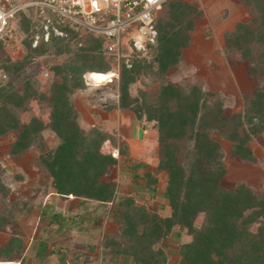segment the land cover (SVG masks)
<instances>
[{
  "label": "trees",
  "instance_id": "16d2710c",
  "mask_svg": "<svg viewBox=\"0 0 264 264\" xmlns=\"http://www.w3.org/2000/svg\"><path fill=\"white\" fill-rule=\"evenodd\" d=\"M238 1L247 8L250 18L236 22L232 30L224 33L223 51L230 60L233 54L240 57L253 86L243 109L230 114L225 113L222 94L205 90L201 81L181 85L167 78L182 62V51L191 43L195 19L202 15L195 4L167 0L155 12L156 37L154 43L147 44V52H152L150 59L143 58L134 47L122 45L123 55L117 61L114 54L103 51L101 37L51 12L40 14L35 8L16 12L6 26L5 33L11 23L19 26L25 52L16 60L0 58L3 70L18 72L34 57L47 52L63 56V60L50 67L59 80L51 82L48 93L28 82L25 95L17 97L0 86V100L6 106H1L0 134L16 132L10 148L14 155L34 141L44 150L41 131L45 127L58 136V144L41 157V162L58 195L110 203L107 214L118 229L104 234L101 246L108 251L106 260L111 263L126 256L133 264H168L166 251L156 244L178 230L189 239L178 246L177 264H264V190L244 181L226 185L224 151L212 136L216 131L230 142L228 150L233 159L264 165V156L259 160L251 147L254 137H264V0ZM46 24L49 35L44 40ZM54 28L63 34H55ZM114 72H118V80L109 90L118 91L119 98L117 102L110 98L104 103L131 110L137 119L143 117L151 122L157 133L155 169L141 172L140 163L130 158L127 167L131 179L142 181L147 190L153 191L158 174L165 173L168 214L136 203L132 193L117 194L115 180L105 178L109 166L118 162L115 148L107 141L115 142L114 138L95 127L85 130L78 122L70 94ZM148 75L159 79L157 89H139L132 95L130 85ZM103 92L97 90V97ZM24 98L47 100L46 123L36 116L27 122L19 121L8 103L17 106ZM127 150L126 145L119 146L118 154L124 155ZM7 220L0 216V228ZM61 220L58 214L51 217L52 222ZM22 248V240L12 237L0 247V258L19 257ZM45 250L46 243L39 242L37 257H44Z\"/></svg>",
  "mask_w": 264,
  "mask_h": 264
},
{
  "label": "rangeland",
  "instance_id": "374dc122",
  "mask_svg": "<svg viewBox=\"0 0 264 264\" xmlns=\"http://www.w3.org/2000/svg\"><path fill=\"white\" fill-rule=\"evenodd\" d=\"M183 1L197 5L202 15L195 19L194 28L190 32L191 43L182 51V62L167 78L181 85L199 80L205 90L222 94L226 114L242 110L253 84L248 76L247 66L240 57L233 54L230 60L224 54L223 35L232 30L236 22H245L250 18L247 8L238 0ZM6 33L0 37V58H21L25 52L22 46L24 34L16 22L11 23V28ZM125 38H130V34H126ZM142 56L150 59L152 52L146 50ZM62 60L63 56L57 57L47 52L34 57L18 72L0 67V86L17 97L25 95L28 82L38 91L48 93L51 82L59 80V77L52 75L50 67ZM117 80V73L114 72V75L95 84L85 83V87L76 88L70 94V100L78 111V122L85 130L95 127L114 138L115 142L111 139L107 141L115 148L118 162L109 166L105 178L115 180L117 194L132 193L136 203L144 204L162 215L168 214L169 207L164 192L165 173H159L157 188L150 191L142 181H132L127 167L130 158L140 163L141 172L156 167L157 133L152 123L145 121L143 117L137 119L131 110H121L115 103L105 104V100L97 97L99 89L110 93V86L116 84ZM158 83L159 79L151 75L144 76L130 85V92L132 95H136L139 89L154 92ZM24 99L17 106L8 103L19 121L27 122L30 117L36 116L46 123L49 114L47 100ZM1 106L6 107L0 100V111ZM119 129L123 134L119 133ZM41 136L44 150L39 149L34 141L25 151L14 155L10 148L16 132L0 134V216L8 218L6 225L0 228V247L12 237L19 238L23 243L21 255L7 260L19 259L21 264H133L126 256H122L117 263L106 260L109 253L101 246L103 236L118 229L116 222L107 214L110 203L103 204L72 195L62 197L54 192L52 180L41 157L58 144L59 138L48 127L41 131ZM212 136L224 151L226 185L244 181L257 190H264V165L233 159L228 150L230 142L221 138L216 131ZM125 138H129L128 143H125ZM125 145L128 149L126 154L119 155V146ZM251 147L261 160L264 156V137H254ZM53 214H58L62 220L59 223L52 222ZM262 221L264 222V218ZM188 239L189 236L184 231L173 230L156 246L166 251L168 264H177L178 246ZM39 242L46 243L42 258L36 254Z\"/></svg>",
  "mask_w": 264,
  "mask_h": 264
},
{
  "label": "built area",
  "instance_id": "2783aa9c",
  "mask_svg": "<svg viewBox=\"0 0 264 264\" xmlns=\"http://www.w3.org/2000/svg\"><path fill=\"white\" fill-rule=\"evenodd\" d=\"M167 0H0V37L5 34L8 22L15 13L27 8H35L40 14L51 12L72 26L101 37L102 48L114 54L116 60L123 55L122 45L144 53L147 44L154 43L156 29L155 12ZM49 22V19H47ZM44 40L48 39V24L44 26ZM54 33H63L54 28ZM130 34V38H125ZM117 78H118V72ZM102 100L110 98L118 101V91L103 92ZM0 264H21L17 260H0Z\"/></svg>",
  "mask_w": 264,
  "mask_h": 264
},
{
  "label": "crops",
  "instance_id": "0c3cea01",
  "mask_svg": "<svg viewBox=\"0 0 264 264\" xmlns=\"http://www.w3.org/2000/svg\"><path fill=\"white\" fill-rule=\"evenodd\" d=\"M119 126H120V124H119ZM118 131H119V133H122V134H123V132H120V131H121L120 129H119ZM124 136H126V135H124ZM125 139H126V138H125ZM128 140H129V138L126 139V142H125V143H128V142H127ZM136 140H137V139H136ZM137 141H138V140H137ZM140 141H141V140H140ZM119 163H120V159H119ZM119 163H118V164H119ZM156 164H157V161H156ZM154 169H155V168H154ZM154 169H153V170H154ZM158 175H159V174H158ZM164 187H165V186H164ZM71 197H72V196H71ZM21 259H22V258H21Z\"/></svg>",
  "mask_w": 264,
  "mask_h": 264
}]
</instances>
